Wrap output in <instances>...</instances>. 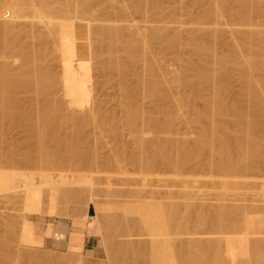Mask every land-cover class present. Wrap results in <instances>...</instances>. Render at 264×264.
I'll return each mask as SVG.
<instances>
[{"label": "rangeland", "instance_id": "obj_1", "mask_svg": "<svg viewBox=\"0 0 264 264\" xmlns=\"http://www.w3.org/2000/svg\"><path fill=\"white\" fill-rule=\"evenodd\" d=\"M159 1H161V4L164 8L163 15L151 11L148 14V16H143L139 13L134 12L133 10H129L126 12L123 19L117 20V23L123 25H131V28L137 26L143 32H146L151 27H155V26L156 27L164 26L170 29L175 28L176 30L179 29L178 31L181 30L183 34H185L184 39L186 41L183 40L185 42H188V40L201 33L207 35L209 33L208 31H210L211 33L212 31L220 30L224 34L225 37L224 42L217 41L213 45L214 48L217 47L215 48L216 51L219 50L217 52L218 54L221 52L219 55H223L222 51H224V53H226L227 51L230 52L233 50L234 47H236L234 49L238 50L237 53L243 51V53L238 54L240 58L237 55L239 61L241 59L244 61L246 58L251 60L252 57V55L250 54L251 52L244 50L243 47L242 49H239V47H237V42H236L238 40L234 39L236 33L238 35V32L241 30L242 27L240 25L243 22V20L239 18L240 16L237 13H235L237 12L236 9L238 10V8H236L235 6L236 5L238 6L240 4L239 0H229V5L230 7H232L231 10V12H233L232 14L224 12L221 13V15L216 14L214 16L207 15L208 9L218 8L219 4L216 3L214 0H181V1L159 0ZM12 2H14V0H10V1L0 0V15H4L2 18H0L1 21L10 22L9 19L13 16V14L12 11L8 12L5 6L7 7L9 3L13 4ZM125 2L128 3L129 0L116 1L115 5L118 6L123 5L125 4ZM263 2L264 1L261 0V4H263V6L261 5V7L263 8H261V11L257 15L254 23L245 27V29L259 30L263 33L264 36V3ZM106 3L108 2H105V4ZM111 5L113 8L111 7ZM106 6L109 7V11L111 13H115L116 10L119 8L118 6L116 7L114 6V2ZM175 7L176 8L179 7L180 11L178 12V14H175L174 17L168 16L169 14L174 15L172 12L177 10L175 9ZM96 13H98L97 9L93 11V14L96 15ZM236 14L238 16H236ZM30 21H31L30 19L29 20L22 19L21 21H18V23L20 24L22 22L21 24L22 29L19 26L18 29H20V32L17 31L18 32L17 34L22 35L21 38L27 40L31 48L38 49L41 47L44 40L42 38L40 39V37L37 35L39 34V32L41 33L45 30V25L43 26L40 24L34 27V25L29 24ZM134 23L136 25H132ZM74 24L77 25L78 31L80 32L79 42L82 43L84 46L82 47V54H83L82 57H80L81 54L77 52L75 53V52L63 50L62 53H60L61 55L63 54L62 55L63 59H62L60 58L61 55L58 56L59 53L57 54L54 52V54L57 55L55 56L54 54L51 55L52 53L51 52L49 54L50 56L48 55L47 57V64L50 67H52L51 69L55 71V73L58 76L57 80L59 81L60 80L63 81L62 77L64 76L71 77L74 80L78 79L81 73H83L82 76H85V78L83 77V84L87 87V91L88 89H90L92 93L91 91L87 92L86 89L83 88L80 89L81 87H79L77 83L71 84L68 88H66L65 87L66 85L62 87L64 84L61 85V83L58 81L60 85L59 84L57 85H59L61 88L58 87L57 88L60 89L61 91H64L66 89L64 94L66 93L67 95H65L66 96L65 97L64 94L61 93V91L59 90H57L56 92L54 91V94L56 93L55 96H59L60 94H63L64 97L62 96V98H65L64 99L65 105L63 106L64 109L62 111L67 112V114L63 112L62 115L64 116L72 115V113L74 114V116H79L80 115L78 114L79 111L86 110L87 108L95 114L94 115L95 119L93 118L92 121L86 127H84L81 132L84 136L83 147L88 154L85 156L87 158V156L90 155L88 158L90 160L94 158L93 160L95 164L92 167L83 166L82 164L80 165V163L78 162L79 161L78 157L73 158L71 153L69 154V152L66 153L67 154L66 157L65 155L63 157V160H65V162L62 161L61 164L57 163L58 165L55 164L54 166L52 165L40 166L32 163H25L23 158L24 154L31 153V155L33 156L38 155L37 149L39 143L36 140L31 139L30 129L28 128V126L24 124L21 125V123H18L15 124L14 126H9L8 128L6 127V130L4 129L5 131L4 137L2 140H0V264H109V263L110 264H126V263L127 264H134V263L136 264L137 263L138 264L140 263L141 264H196V263L206 264L205 262L209 264L208 262L209 260L211 264L212 263L215 264V262L217 263L218 261L220 262L219 264H224L225 262H226L225 264H229V263L231 264L232 261L230 262V260H232V258H234L232 264H236V262L237 264H256V263L264 264V255H262L264 254V245L262 246L260 245V244H264V238H263L264 237V209H263L264 208V163H263L264 160L261 159L260 162L261 164L259 163L260 164L259 166L256 165L257 167L255 169L253 168L252 169L253 171L252 170H250L251 172L247 171V174L246 171H244L245 174H238L242 178L240 176H237L236 174L237 172H236L234 175L237 177V179L240 178L241 181L240 180L238 181L242 182L243 184L241 183L242 184L241 185L239 182L234 181L233 184L237 182L235 186L232 184L234 187L228 186L227 188V186L221 183V179L224 178L223 177L224 175L220 172L218 173L216 172L217 174L214 173L213 179L212 176L210 175L204 176L202 173H199L198 175L195 174L197 177H200L199 180L202 181L200 182L198 181V183H195V186L193 188H190L191 190H193L192 191L194 194L193 197L195 199L193 200L194 203L192 202V205L193 204L194 205L193 207L191 206V208L185 207L186 206L185 202L187 201L189 202V200L181 198L182 195H180V192L185 191V188L184 189L183 187L181 188L180 187L181 185H179V183L177 182L176 184L174 181L171 180H169V182H165V180L163 179V178L171 179L174 174L172 173V171L169 172V170L171 169L166 168L165 166H161L164 169L159 167L157 173L155 171L154 173L152 172V174L154 175L158 174L157 176H153V178L156 177L154 178L156 181L153 179V181L150 183L152 185L149 184L150 186H147L148 185L147 182L146 185L147 187H146L144 184H142L143 182L141 179L143 178L142 176L144 175L150 178V176H152L151 172H147L148 174L146 175L144 174L146 172L142 173L140 169L138 170V168H136L133 164L131 165L128 161H126V159L132 157L133 154L137 152L138 147H137V143L135 142L131 134L129 127L125 126L123 122L125 119L124 118L125 106L123 105L124 101L122 102V100L124 99L125 91L122 89H124V84H128L126 85V88L130 86L129 90L131 88L136 89L137 81L139 82L138 77L140 75L143 77L144 76L148 77V73H147L148 71L146 70L147 67L142 62L141 63L139 62V64L137 63L138 65L136 67L137 70L135 69V73L139 72L137 73L139 76L138 77L135 76L137 74H135L133 71L134 74L131 72L133 76L131 73H129L127 76L124 75V78L123 76H121V74L115 71L116 69L114 70V72H113V68L105 69V67H103L104 66L103 60L104 59L107 60L108 58L106 59V56L107 57L109 56L107 54H103L102 52H100L102 46L101 44H99L98 39L96 37H93L91 34H89L86 23L74 22ZM23 28L25 31L23 30ZM40 29L43 31H41ZM33 30L35 32L37 31L38 34L36 33V35L33 36L32 35ZM239 36L240 35H238V37ZM60 37L64 38L61 35ZM238 37L236 38L238 39ZM48 40L50 39H47V43L49 42ZM51 41L52 40H50L48 45L53 48L52 46L53 43ZM262 41H264V39ZM87 47L90 50H92V53H90V55H89V49ZM263 47H264V42L261 48ZM229 48H231L232 50L231 49L229 50ZM190 49L192 48L190 47ZM190 49L189 48L184 49L180 54H178L179 60L176 59L177 57L175 56L171 57V54L169 56L164 55L165 57H162L163 54H161L160 56V53L156 46L152 47V50L149 49L153 51V53L155 54L157 53V58L156 56L155 58L158 59V61L160 59V62L162 63L160 64L162 66L160 64L159 65L161 68L164 67V70L162 69V72L164 71L163 76L165 75L163 78L167 79V81L164 82V84H166V88L168 85L167 91L170 88L173 91L172 93L173 94L175 93L174 94L175 96L177 95L176 97H179L180 94L184 92V90L180 88L178 81L180 77L179 75H182L181 74L182 70H184L183 74L185 70H187L188 73L193 72V71H189L195 65L194 62L191 60L195 61V59H199L202 57L200 55L202 54L201 52H198L197 54L194 53L196 56L191 55L193 53V49L192 51H190ZM93 50L95 51V53ZM260 51H261L260 55L256 58V60L257 61L261 60V63H263V65L260 63V66L262 65L261 67H263L264 54L262 53H264V48L263 50ZM65 53H67V55ZM83 56L88 60H90L91 66L89 69L88 66H84L85 59ZM193 56L195 58H193ZM58 57L60 58V60L62 59L63 62L58 60L59 59ZM101 57L104 59L102 60ZM174 57L175 59H173ZM12 63L14 68L16 67L18 68L20 62L16 61L15 64L14 62ZM212 65H211V69H213L212 70L213 72L215 71L214 75L216 77L218 76V79L220 80L222 77L218 75L217 72L219 71L218 67L215 66V64L213 65L214 67ZM260 66L259 68H261ZM81 67H85V71L84 68L81 69ZM189 67H191V69L188 70ZM78 68H80L79 69L81 71L80 74ZM233 69H235V71ZM256 69L257 68L255 67L254 71ZM262 69L264 70V67L260 69L261 72L260 70L257 69V72L254 73L255 77L258 74L256 79L258 77L261 78L263 76L262 74H261L262 76L259 75L260 73H264ZM70 70L73 71L74 73L71 72ZM236 70L237 67L236 68L230 67V69H228L229 74L221 79L222 84L228 87V90L226 92L229 94V96L228 94L225 93L226 94L225 97L227 96L225 99L227 101L234 100L236 102L237 101L239 102L244 99L240 95L242 91L241 90L242 86L240 85H243L241 84L243 82L242 81L243 72L241 71L239 72L240 69L237 71ZM115 72H117L118 74H116ZM73 74H75L74 75L75 77H72ZM126 80L128 81V83ZM62 88L65 89L62 90ZM132 89L131 91L134 90L133 92H135V89L133 90ZM85 93L86 95H84ZM209 93H211V90L208 88V90L205 89L203 95L207 96L209 95ZM88 97L89 99H87ZM198 99L195 101L194 110H192V108H188L189 110L187 108L178 110L176 104L173 103V105H175L173 106V109H175V111L178 110L179 112L178 111L175 112L176 118L174 119L176 121L172 120L170 122V120L167 119L168 117H166L167 115L165 116L163 113L159 114L161 112L155 114L156 111H153L154 104H156L155 102L149 99H147V101L146 99H143L142 102V98H141L140 104L142 103L141 105H143V103L145 102L143 106L145 108V112H149V114L152 112L151 114L154 113V117H155L154 118L152 117L153 115L152 116L150 115L152 118H148L147 116L148 113H147L146 115L147 117L145 118L147 120H145V123L143 124L144 127H147V123L149 122L151 123L153 119H157L155 121L158 123L161 121L160 124L165 123L166 120L168 122L169 120V122L172 124L171 125L169 123L170 128L168 131L165 132L160 130L158 126H156L158 128L157 130L155 126H154L155 127L154 130L153 128L150 129L152 131L144 130L142 134L143 139L147 142L149 141V143H152L158 140V138L157 140L156 139L154 140L155 137L160 136L161 138L162 137L168 139L171 138L173 140L175 139L178 141L182 139L183 141L190 143L192 147L195 146V143H197L199 139L198 133L200 131L202 123L201 121L196 122L198 119L195 121V118H197L196 117L197 114L194 115V113H196L195 111L197 108H198L197 110H200L203 109L205 106V105L203 106L204 100L200 98ZM23 108L26 109L27 107L23 106ZM23 108H22V112L24 113L25 110ZM22 112L20 113L22 114ZM100 117L105 118L104 120L108 119L114 121L113 131H102V128L98 124V119ZM158 119H160V121ZM261 124H262L261 128H263V132L262 130L261 132L264 137V116L262 118ZM117 133L119 134L116 135ZM117 147L122 150L124 155L122 156L118 155ZM263 149L261 150V153L264 151ZM206 157H208V154H206ZM119 158L122 159L123 162L118 164L116 163V160ZM261 158H264V156ZM20 159L22 160L20 161ZM75 159H78V161H75ZM56 168L57 169L60 168V169L57 170ZM244 172L241 171L240 173H244ZM160 176L161 178L162 177L163 178L161 179ZM159 178L161 180L158 181L157 179ZM136 181L137 183L139 182L140 184L139 183L137 184ZM212 181H216L217 185L215 182ZM236 185L240 187L238 188ZM196 188H197V192L195 191ZM262 190L263 193L261 192ZM171 193L172 196L174 195L173 197L171 196ZM37 194H41V195L43 194L42 195L44 197V198L42 197L43 201H37L35 199L38 196ZM48 194L50 195L49 199H48ZM92 194L93 196H91ZM176 194L180 195V198L176 196ZM86 195L87 196L90 195L88 199ZM167 196H168V200H167ZM90 197H92V200L89 199ZM45 198H47V200ZM169 199L170 202H174L177 205L179 204L178 208H180V210L178 213L179 215L177 214L178 215L177 217H174V215L176 216V213H174V215L169 213L168 217L167 215L165 217V215L163 216L157 214L152 215L144 212L145 208L148 207L149 204L159 201L166 202L165 200L169 202ZM138 200L139 201L142 200V203L139 202ZM225 203H227L228 205L226 204L225 206L224 205ZM246 205L248 208L246 207ZM184 207L186 209H184ZM181 208L184 209V211H182L183 215L181 212V210L183 209ZM130 209L133 210L134 212L129 211ZM139 209L141 213L139 212ZM190 209H192L193 211L192 210L190 211ZM89 210H90V215L88 212ZM185 210H189V211L186 212ZM199 214L201 217L199 216ZM204 215H206L207 218ZM130 216L131 217L134 216V217L131 218ZM135 216L138 217L137 219H139L140 221L137 219H133L135 218ZM173 217L176 218V220ZM179 217L180 219L178 220ZM201 218L202 219L204 218L203 220H205L206 222L203 221ZM131 220L133 222V225ZM133 220H135V222ZM125 221H127V223ZM57 222H64L71 228V230L69 231L70 236H69V241L67 242L68 243L67 246L51 249L45 246L44 242L43 245L38 246V245L30 244L28 243V241L25 242L26 238L22 240L24 238L23 229L25 225H28L30 228H33L34 230L37 231L50 230L51 234H48L46 236H51L53 232V225L57 224ZM178 222H180L181 224L180 223L177 224ZM195 222L196 225L198 224L199 225L198 226L194 225ZM138 223H142L140 225L145 227V229H143V227L141 228V226L138 225ZM16 224L17 225L19 224L18 227ZM178 225L181 226L179 227ZM193 226H195L196 228L195 227L193 228ZM75 227L80 228L82 232L75 231L76 230ZM141 229L144 230L146 233L144 231L142 232ZM208 231L211 233H209ZM86 233L95 234L96 236V241H95L96 249L93 251L91 255L92 257L90 258L85 256L82 248L84 236ZM257 235L260 236L258 237ZM147 237L148 240L150 239L149 241L146 239ZM106 240H107V244L105 243ZM194 241L196 244L194 243ZM202 241H205L207 245L204 242L203 244L200 243ZM175 242L178 243L179 246L175 244ZM211 242L214 245H211L212 244ZM173 243L175 244V247L173 246ZM184 243H186L187 245ZM190 243H192L193 246ZM208 243L210 244V246ZM135 244H137V246L139 245V247H137ZM183 245H185L186 247ZM257 245H259V247H257ZM115 246L116 247L118 246V248H116ZM182 246L184 251H181ZM178 247H180L179 248L180 250L178 249ZM191 247H193L192 249L195 252L194 251L192 252ZM194 248L196 250L198 249V251H196ZM210 248H212V250L214 251L212 252ZM120 250L122 252H120ZM129 250L130 253H133V255L135 256L131 254L130 255L131 258H130L129 255H127L126 253V251L128 252ZM133 250L134 252H137V254H134ZM209 250H211V252ZM124 251H125V256L122 255ZM233 251H235L236 253H234ZM114 252L115 253L120 252V253L117 255V253L115 254ZM198 252L199 254H197ZM230 252L233 253L235 256L232 257L233 254H230ZM180 253L183 255H181ZM211 253H213L214 255H212ZM256 253H258L257 255H259L258 256L259 258L256 257ZM107 254L109 255V257H107ZM201 255H204L203 260H201L202 259ZM224 255L227 256V257L225 256L226 259H224L225 258ZM208 256H210L209 258L214 257L211 258L212 261L211 259L208 258ZM220 257L223 258L221 259ZM120 258H122L123 260ZM135 258H137L136 261H134ZM206 258L209 260H207ZM217 258H219V260L215 261V259ZM139 259H141V261ZM132 260L134 262H132ZM182 260H184L183 263ZM256 260L259 262H257Z\"/></svg>", "mask_w": 264, "mask_h": 264}, {"label": "bare ground", "instance_id": "obj_2", "mask_svg": "<svg viewBox=\"0 0 264 264\" xmlns=\"http://www.w3.org/2000/svg\"><path fill=\"white\" fill-rule=\"evenodd\" d=\"M116 1H119V0H14V2H12L13 4L9 3V5L7 7L5 6V8L8 12L12 11L13 16L11 18L9 17L10 22H7V21L4 22V21L0 20V26H1L0 27V140H2L4 137V133H5L4 129L6 130V127L8 128L9 126H14L15 124L21 123V125L24 124V125L28 126V128L30 129L31 139L36 140L39 143V146L37 149L38 150L37 153L39 156L34 155L36 157L35 158L33 155H31V153L24 154L23 158H24L25 163H32V164L40 165V166H48V165L54 166L57 163L61 164L62 161L65 162V160H63V157H64V155L66 157V155H67L66 153L69 152V154L71 153L73 158L78 157L79 161H78V159H75V161H78L80 163V165L82 164L83 166H88V167L94 166V164H95V162L93 160L94 158L92 160H90V159H88L90 155L87 156V158L85 156L88 154H87V151L83 147L84 136L81 132H82L83 128L86 127L92 121L93 118L95 119V117H94L95 114L87 108L86 110L79 111V113H78V114H80L79 116H74L73 113H72V115H69V116L68 115H65V116L62 115V113L65 112V111H62L64 109L63 106L65 105V103H64L65 98H62V96H63L64 92L66 91V89L62 88V90L65 89L64 91H61L60 89H58V88H61L59 86L60 84L58 83L59 80H57L58 76L55 73V71L53 69H51L52 67H50L47 64V57L51 52H52L51 55L54 54V52H55L57 54L59 53L58 56H60L61 55L60 53H62L63 50H67V51H71V52H75V53L77 52V53L81 54L80 57H82V55H83L82 54V47H84V46L82 43L79 42L80 32L78 31L77 25L74 24V22H79V23L84 22L87 24L89 34H91L93 37H96L98 39L99 44H101L102 48H101L100 52H102L103 54H107L109 56V57L106 56V59L108 58L107 60H105L104 58L101 57L102 60L104 59L103 60V63H104L103 67H105V69H107V68L112 69L113 68V72L116 69L115 71H117L119 74H121V76H123V78H124V75L127 76L129 73H131V72L133 73V71L135 73V69L137 70L136 67L138 66L137 63L139 64V62L140 63L142 62L147 67L146 70L148 71L147 72L148 77L147 76L143 77L141 75H140L141 76L140 77L137 74V73H139L137 71H136L137 73H135V74H137L135 76L140 77V78L138 77L139 82L137 81V85H136L137 88L136 89L133 88V89H135V92H133L134 90L132 88L131 89L133 91H131V89L129 90L130 86L128 88H126V85H128V84H124V89H122L125 91V93H124L125 96H124V99L122 100V102L124 101V104L123 103L122 104L125 106V108H124V110H125L124 111V116H125L124 118L125 119L123 118L124 119L123 122H124L125 126L129 127L131 134H132L135 142L137 143V147H138L137 152L135 154H133L132 157H129L128 159H126V161H128L131 165L133 164L136 168H138V170L140 169L142 171V173L146 172L144 174L147 175L148 174L147 172H151V175H152V176H150V178L145 176L144 174H143L144 176L141 175L143 177L141 179L143 182L142 184H144L146 186L147 182H148L147 186L152 185L150 183L153 181L154 178H156V177L153 178V176L158 175V174L154 175V174H152V172L154 173V171H155L157 173L159 167L165 166L166 168L171 169V170H169V172L172 171V173H174L173 177L171 179H168V178L166 179L163 177L162 178L165 180V182H169V180H171V181H174L175 184H176V182L179 183V185H181L180 186L181 188L182 187H183V189L185 188V191H183V192L181 191L180 195H182L181 198L189 200V202L187 201L188 204H187V202H185L186 206L184 204V206L188 207V208H191V206L193 207L194 204L192 205V202H193V200H195L193 197V195H194L192 192L193 190H191L190 188H193L195 186V183H198V181L199 182L202 181V180H199L200 177H197L195 174L198 175L199 173H202L204 176L210 175V176H212V179H213V174L216 172L217 173L220 172L224 175V176L222 175L224 178L221 179V183L223 185L227 186V188H228V186L234 187L235 184L237 182H239L238 180L241 181L240 178L237 179V177L234 175L236 172H237L236 173L237 176H240L238 174H245L244 171H246V174H247V171L249 172L250 170H252L253 168L255 169L257 166H259L261 164L260 163L261 159L264 160V158H261L264 156V154H263L264 151L261 153V150L264 147L263 146L264 137L262 134L263 128H261L262 127L261 126L262 125L261 124L262 118L264 116V78H262V77H264V73L259 74L260 76L263 75L261 77L262 79L260 77H258L256 79L258 74L256 77L254 74L255 72H257V69L260 70L261 68L264 67V66L261 67L263 65V63H261V60L260 61L256 60V58L260 55V52H261L260 50H263V48H264V47L261 48V46L264 42V41H262L264 39L263 38L264 36H263V33L259 30L245 29V27L254 23L257 15L261 11V8H263V7H261V5L263 6V4H261V0H239L240 4L238 6L237 5L235 6L236 8H238V10L236 9L237 12H235V13H237L240 16L239 18L243 20V22L240 25L243 29L241 28V30L238 32V35H240L239 37L236 33L234 39L238 40L236 42H237V47H239V49H242V47H243L244 50L250 51L251 53L250 52L249 53L252 55V57L250 56L251 60L246 58L244 61L242 59L239 61V59H238V56H239L238 54L243 53V51L239 50L242 52L237 53L238 50L234 49V48H236L234 46H233L234 47L233 50L231 48H229V50L231 49L232 51H230V52L227 51L228 53L227 52L224 53V51H222L223 55H219L221 52L219 54L217 53L219 50L216 51L215 48H217V47H215V48L213 47L214 43H216L217 41L224 42V38H225L224 34L220 30L212 31L211 33H210V31H208L209 33L207 35L201 33L197 36H194L190 40H188V42H185L186 41L184 39L185 34H183V32L181 30L178 31L179 29L176 30L175 28L170 29V28H167L164 26H157V27L155 26V27H151L146 32H143L137 26L134 28H131V25L118 24L117 20L123 19L126 12L129 10H133L134 12L139 13L143 16H148V14L151 11L154 13H158V14L163 15L164 14V8L161 4V1H159V0H129L128 3L125 2V4L119 5V6L115 5ZM214 1L219 4L218 8L217 9H212V8L208 9L207 10L208 16H214L216 14L221 15V13H224V12H227L229 14L233 13V12H231L232 7H230V5H229V0H214ZM262 1H264V0H262ZM105 2H108V3L105 4ZM113 2H114L115 7L116 6L119 7L118 9L116 8L117 10L115 13H111L109 11V7L106 6V5H110V3H113ZM112 5H111V7H112ZM179 7L178 8L175 7V9H177V10L172 12L174 15L169 14L168 16L174 17L175 14H178V12L180 11ZM95 9L98 10V13H96V15L93 14V11ZM237 14H236V16H238ZM3 16L4 15H0V18H2ZM87 17H89V18H87ZM22 19H24V20L30 19L31 21L29 22V24L34 25V27L37 25H40V24L43 26L45 25V30H44V28H43L44 31L40 29L43 32H41V33L39 32V34L37 33V31L36 32L34 30L32 31L33 36H35L37 33L38 34L37 36H39L40 39L42 38L44 40V42L42 43L40 48H38V49L31 48L29 43L27 42V40L21 38L22 35L17 34L18 32H20V29H18V27L20 26V28H21V24H22V22L20 24V23H18V21H21ZM24 22H23V24H24ZM92 22H94V23H92ZM132 25H136V24L134 23ZM39 27H41V26H39ZM23 30H24V28H23ZM32 35H30V36H32ZM60 35L63 36L64 38L60 37ZM236 37H238V39ZM47 39L52 40L51 42L53 43V45H52L53 48L48 45L50 40H48L49 42L47 43ZM183 40H185V41H183ZM236 42H234V43H236ZM90 45H89V48H90ZM155 46L158 48L160 56H161V54H163L162 57H165L166 55L169 56L171 54V57L175 56V57H177L176 59H178V60H179L178 54H180L184 49H188V48L190 49V47L193 49V53L191 55H195L198 52H201L203 54V55L200 54L202 56L201 58L195 59V61L197 60L196 62L194 60L190 59L191 61L194 62L195 65L192 69H191V67H189L188 70L191 69L189 71H193V72L188 73V71L185 70V72L183 74L184 70H182V73H181L182 75H179L180 76L178 79L179 86L181 89L184 90V92L182 94H180L179 97H176L177 95L175 96L174 95L175 93L173 94L172 93L173 91L170 88H169V90H171V91H169V90L167 91L168 85L166 88V84H164V82L167 81V79L163 78L165 75L163 76L164 71L162 72V69L164 70V67L161 68L160 65L162 63L160 62V59H159V61H158V59H156L157 53L155 54V53H153V51H151L152 47H155ZM149 49H151V50H149ZM153 49H155V48H153ZM192 49H190V51H192ZM71 52H69V53H71ZM90 53H92V50L89 49V55H90ZM94 53H95V51H94ZM65 54L67 55V53H65ZM98 54H99V52H98ZM262 54H264V53H262ZM54 55L57 56L56 54H54ZM62 55L60 56V58L63 59ZM155 56H156V58H155ZM241 56H242V54H241ZM175 57L173 59H175ZM198 57H199V55H198ZM60 58L58 60H60ZM193 58H195V57L193 56ZM239 58H240V56H239ZM9 59H11V60H9ZM62 59L60 61L63 62ZM84 59H83L85 62V64L83 62L84 66H88V69H89L91 66L90 60H88L85 57H84ZM258 60H259V58H258ZM11 61L14 62V64L16 61H19L20 63L18 65V68L17 67L14 68L13 63ZM258 62H259V64H258ZM262 62H263V60H262ZM260 63L262 64L261 66H260ZM212 64L213 65L215 64V66L218 67V70H219V71H217L218 75L221 76L222 78L226 77L229 74L228 69H230V67H233V68L237 67V70L240 69L239 72L240 71L243 72V75H242V77H243L242 81L243 82L241 83L243 85H240V86H242L241 87L242 91H241L240 95L244 98V99L242 98L243 99L242 101H239V102L238 101L236 102L234 100L227 101L225 99L227 97V96L225 97V95L228 94L226 92L228 90V87H226L222 84V81H221L222 78L221 77H220L221 79L219 80L218 76L216 77L214 75L215 71L213 72L212 71L213 69H211ZM192 65H193V63H192ZM258 65L261 68H259ZM255 67L257 69L254 71ZM83 68L85 71V67H81V69H83ZM67 69H70V68H67ZM79 69L80 68H78V70ZM233 70L235 71V69H233ZM71 72H73V71H71ZM117 72H115V73L118 74ZM260 72H261V70H260ZM80 73H81V71L79 72V74ZM133 74H132V76H133ZM140 74H142V73H140ZM74 75L75 74H73L72 77H75ZM82 75H83V73H81L80 76L78 75L79 76V77L77 76L78 79H75V80L71 77H67V76L65 77L64 76V77H62L63 81L60 80L59 82L61 83V85L64 84L62 87H64L66 85L65 86L66 88H68L71 84L77 83L78 86L81 87L80 89L83 88V89H86V91H87V87L83 84V77L85 78V76H82ZM144 75H145V73H144ZM175 80H177V79H175ZM127 83H128V81H127ZM166 83H168V82H166ZM57 84H59V85H57ZM208 88L211 90V93H209V95H207V96H204L203 92L205 91V89L208 90ZM57 90L61 91V93H63V94H60L59 96H55L56 93L54 94V91L56 92ZM89 91H91V90L88 89L87 92H89ZM239 92H240V90H239ZM86 93L84 95H86ZM91 93H92V91H91ZM65 95H67V94L65 93L64 96ZM91 95H89V96H91ZM87 96H85V97H87ZM228 96H229V94H228ZM141 98H142V102H143V99H146V101H147V99H149V100L155 102L156 104L153 103L154 104L153 111H156L155 114H157L158 112H161L159 114L163 113L165 116L167 115L166 117H168L167 119H169L170 122L172 120H175L174 118H176V113H175L176 111H178L179 109H183V108H187V109L192 108V110H194L195 101L198 98L203 99L204 100L203 106L205 105L204 108L200 109V110H197L198 109L197 108L195 111L196 113H194V115L197 114L196 115L197 118H195V121L198 119L199 121L197 120L196 122L201 121V123H202L200 131L198 133L199 139H198V142L195 143V146L192 147V145H190V143H187V142L183 141L182 139H181L182 141L181 140L178 141L175 139L173 140L171 138L170 139L164 138V137L161 138L160 136L154 138V140L155 139L157 140V138H158V140L155 142L151 141L152 143H149V141L148 142L145 141L143 139V136H142L144 130L148 131L152 128L154 130L155 127L158 126L160 128V130L165 132V131L169 130L171 123L169 122V120H168V122L166 120L165 123L160 124V122H161L160 119H158L160 121L159 123L155 121L157 119H153V120L150 119V120H152V122L147 123V121H146L147 127H144L143 124L145 123V120H147L145 118L147 116H148V118L154 117V113L151 114L152 113L151 112L149 114V112H145V108L143 107L145 102L143 103V105H141L142 104V103L140 104ZM67 99H68V96H67ZM87 99H89V97ZM173 103L176 104V107L178 108V110L175 111V109H173V106H175V105H173ZM23 106H26L28 109L27 108L24 109L25 107L23 108ZM22 108L25 110L24 113L22 112ZM148 111H150V110H148ZM20 112H22V114ZM147 113H148V115H147ZM65 114H67V112H65ZM150 115L151 116L153 115V116L151 117ZM102 117H100L98 119V124L102 128V131H113V129H114V123L113 122L114 121H111L108 119L104 120L105 118H102ZM166 117H165V119H166ZM148 121H149V119H148ZM148 126H149V128H148ZM157 129L158 128L156 127V130ZM261 130H262V132H261ZM150 131H152V130H150ZM161 133H163V132H161ZM118 134L119 133H117L116 135H118ZM187 144H189V145H187ZM193 145H194V143H193ZM24 153H26V152H24ZM117 153L119 156L124 155L122 150L119 148L117 150ZM32 154H35V153H32ZM206 154H208V157H206ZM261 155H263V156H261ZM22 156H23V154H22ZM79 156H80V158H79ZM5 158H6V155H5ZM7 158H9V157H7ZM21 160L22 159H20V161ZM121 162H123V160L120 158L116 160V163H118V164ZM161 168H163V167H161ZM59 169H57V170H59ZM241 171H243L244 173H240ZM220 173H219V175H220ZM136 175H135V177H136ZM203 175H202V177H203ZM233 175L235 176V178L237 180L234 178ZM161 176H160V178H161ZM160 178L157 180L159 181L162 179V178L161 179ZM232 178H234V179H232ZM102 179H104V178H102ZM234 181H237V182H235V184H233ZM212 182H215L217 185L216 181H212ZM246 182H247V180H246ZM136 183H137V181H136ZM221 183H220V185H221ZM239 183L241 184L242 182H239ZM253 184H251V185H253ZM236 186L238 187V185H236ZM260 186H261V184H260ZM255 187H257V186H255ZM231 190H233V189H231ZM195 191L197 192V188ZM131 192H134V191H131ZM261 192L263 193V190ZM78 194H80V193H78ZM177 194H179V193H177ZM177 194H176V196H178L180 198V195H177ZM37 195L38 196L35 199L37 201H43L42 200L43 194L42 195L37 194ZM89 196H87V199ZM91 196H93V194ZM171 196H172V193H171ZM49 197H50V195L48 194V199H49ZM45 199L47 200V198H45ZM89 199L92 200V197H90ZM167 200H168V196H167ZM167 200H165L166 202L159 201V202L151 203L148 205V207L145 208V211H144V209H143V211L147 214H152V215L153 214L162 215V216L165 215V217H166V215L168 217L169 213H171L173 215H174V213H176V216L174 215V217H177L179 215L178 213L180 210V208H178L179 204L177 205L174 202H170V199H169V202H167ZM171 200H173V199H171ZM138 201H137V203H138ZM139 202L142 203V200H140ZM177 203H179V202H177ZM226 204L227 203H225L224 205L226 206ZM182 205H181V207H182ZM185 207H184V209H186ZM246 207H247V205H246ZM147 208H149V209H147ZM226 208H228V207H226ZM181 209H183V208H181ZM184 209L181 210V212L184 211ZM146 210H148L149 213ZM191 210L192 209H190V211ZM129 211H133V210L130 209ZM185 211L188 212L189 210H185ZM139 212H140V209H139ZM243 212H245V211H243ZM245 213H247V212H245ZM182 215H183V212H182ZM136 216L133 219H137L138 217H136ZM199 216H200V214H199ZM204 216L206 217V215H204ZM132 217H134V216H132ZM174 219L176 220V218H174ZM179 219H180V217L178 218V220ZM137 220H139V219H137ZM133 221L135 222V220H133ZM203 221H205V220H203ZM125 222L127 223V221H125ZM128 222H130V221H128ZM131 222H132V220H131ZM179 223L180 222H178L177 224H179ZM140 224H142V223H138V225H140ZM18 225H17V227H18ZM132 225H133V222H132ZM194 225H196V222ZM198 225H196V226H198ZM242 225H243V222H242ZM128 226H131V225H128ZM178 226L180 227L181 225H178ZM203 226H205V225H203ZM245 226H246V223H245ZM142 227L143 226H141V228ZM194 227L195 226H193V228ZM75 228H76L75 231L82 232V230H80V228H78V227H75ZM143 229H145V227H143ZM206 230H208V229H206ZM143 231L144 230H142V232ZM209 233H211V232H209ZM48 234H51L50 230L37 231V230H34L33 228H30L28 225H25V227L23 229L24 238L22 240H24L26 238L25 242L28 241V243H30V244L41 246V245H43L44 237ZM245 234H246V232H245ZM23 235H22V237H23ZM254 237H256V236H254ZM105 239H106V237H105ZM146 239L148 240V237ZM257 239H259V238H257ZM172 240H173V238H172ZM181 240H182V238H181ZM112 241H113V239H112ZM187 241H188V239H187ZM258 241H261V240H258ZM203 242L205 243V241H202L200 243L203 244ZM105 243L107 244V240ZM186 243H184V244H186ZM194 243H195V241H194ZM175 244H177L179 246L178 243L175 242ZM175 244L173 243L174 247H175ZM190 244L192 245V243H190ZM135 245L137 246V244H135ZM198 245H200V244H198ZM211 245H214V244L212 243ZM260 245L262 246L264 244H260ZM119 246H121V245H119ZM150 246H151V244H150ZM183 246H185V245H183ZM183 246H182L181 251H184ZM209 246H210V244H209ZM137 247H139V245ZM257 247H259V245H257ZM116 248H118V246ZM121 248H124V247H121ZM179 248L180 247H178V249ZM192 248L193 247H191V249ZM210 249L212 250V248H210ZM216 249H215V251H216ZM200 250H199V252H200ZM207 250H208V247H207ZM211 250H209V251L211 252ZM227 250H229V249H227ZM193 251L194 250L192 249V252ZM196 251H198V249ZM213 251L214 250H212V252ZM237 251H238V249H237ZM120 252H122V251L120 250ZM133 252H134V250H133ZM199 252L197 254H199ZM233 252L236 253L235 251H233ZM119 253H117V255ZM126 253H127V255H129V257L131 254L133 255V253H130V250L128 252L126 251ZM216 253H217V251H216ZM109 254H111V253H109ZM134 254H137V252H134ZM140 254H138V255H140ZM178 254H179V252H178ZM178 254H177V256H178ZM184 254H185V252H184ZM211 254L214 255L213 253H211ZM230 254H233V253L230 252ZM257 254L258 253H256V257L259 256ZM122 255L125 256V251L122 253ZM181 255H183V254H181ZM204 255H201L202 256L201 260H203ZM215 255H217V254H215ZM262 255H264V254H262ZM262 255H260V256H262ZM133 256H135V255H133ZM225 256L226 255H224V257ZM233 256H235V255L233 254L232 257ZM107 257H109L108 254H107ZM190 257H192V256H190ZM209 257L210 256H208V258ZM226 257L224 259H226ZM110 258H109V261H110ZM211 258H214V257H211ZM211 258H209V259H211ZM120 259H122V258H120ZM136 259L137 258H135L134 261H136ZM209 259H207V260H209ZM233 259L234 258H232V260H230V262L232 261L231 264L233 263ZM139 260L141 261V259H139ZM216 260H219V258L215 259V261ZM134 261L132 260V262H134ZM183 261L184 260H182V263H183ZM211 261H212V259H211ZM208 262H209V264H211L210 260ZM234 262H236V261H234ZM257 262H259V261H257ZM205 263L207 264V262H205ZM217 263L219 264L220 262L218 261ZM217 263L215 262V264H217ZM227 263H228V261H227ZM134 264H136V263H134ZM236 264H237V262H236Z\"/></svg>", "mask_w": 264, "mask_h": 264}, {"label": "crops", "instance_id": "obj_3", "mask_svg": "<svg viewBox=\"0 0 264 264\" xmlns=\"http://www.w3.org/2000/svg\"><path fill=\"white\" fill-rule=\"evenodd\" d=\"M88 212L90 215V210ZM70 230L71 228L66 223L57 222V224L53 225L52 235L44 237L45 246L51 249L67 246L68 245L67 242L69 241V236H70L69 233ZM95 241H96L95 234H88V233L85 234L82 248L85 256H87L88 258L92 257L91 255L93 251L96 249Z\"/></svg>", "mask_w": 264, "mask_h": 264}]
</instances>
